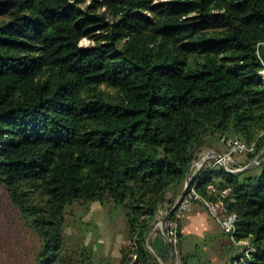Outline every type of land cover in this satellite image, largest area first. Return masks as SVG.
Instances as JSON below:
<instances>
[{"label":"trees","instance_id":"1","mask_svg":"<svg viewBox=\"0 0 264 264\" xmlns=\"http://www.w3.org/2000/svg\"><path fill=\"white\" fill-rule=\"evenodd\" d=\"M263 66L264 0H0V188L17 219L0 264H211L157 224L195 170L186 192L235 216L225 264H264ZM230 136L254 144L232 166L249 167L193 164ZM75 201L122 208L120 262L64 234Z\"/></svg>","mask_w":264,"mask_h":264},{"label":"rangeland","instance_id":"2","mask_svg":"<svg viewBox=\"0 0 264 264\" xmlns=\"http://www.w3.org/2000/svg\"><path fill=\"white\" fill-rule=\"evenodd\" d=\"M88 42L89 41L86 38H82L80 41L82 45H85ZM216 143L217 142L215 141L214 145L211 147L219 151L224 150V143H221L220 141L219 143ZM247 158L248 156L246 154L239 155L236 160L237 163H243ZM213 167L215 169L221 168L219 164H214ZM182 189L183 186L179 190L169 192L167 198L176 200ZM10 213L11 209L8 199L0 188V227L7 228L6 225L9 224V222L15 223L17 221L15 215L13 217ZM64 216L66 222L64 234H66L72 242L85 244L92 249L94 254L107 258L113 263L120 262V249L129 244L128 229L123 210L120 206L108 203L101 205L97 201L88 203L75 201L72 205L66 208ZM29 237L30 236L24 235V250H27L29 247L31 248V238ZM226 238L227 236L221 237L218 235V242L215 246H213L214 244L212 245V241H208L206 245L202 243L196 248H194L193 242L187 239L183 250L185 252H195L194 257H197L199 254L204 261H206L204 252L207 253L210 250L211 264H225L227 256L232 252L231 243L230 241H227ZM235 244L239 243L237 242ZM208 247H211V249ZM215 248H218L219 250H217V256L215 255ZM194 257L192 261L195 260ZM123 264L127 263L125 262Z\"/></svg>","mask_w":264,"mask_h":264},{"label":"built area","instance_id":"3","mask_svg":"<svg viewBox=\"0 0 264 264\" xmlns=\"http://www.w3.org/2000/svg\"><path fill=\"white\" fill-rule=\"evenodd\" d=\"M261 73L264 77V66L261 69ZM253 149H254L253 143L247 144L242 140H240L238 137L230 136L225 140L224 150H222L221 152L204 151L200 154L199 158L193 162V164L195 166L198 164L201 165L203 162L207 160H212L213 163L212 165L214 164H219L220 166L225 165L229 169H235L238 167H232V166L236 162L237 156L244 155L252 151ZM221 194L227 196L230 200L234 199V197L230 194L229 188H223L221 190ZM194 200L204 204L208 213L212 216V218L218 224L221 230L232 236L235 230V224H234L235 216L233 214H223L218 212V203L203 198L200 194L196 192L194 186H192L190 187L189 191L185 193V195L182 197V199L177 204V206L174 208L172 212L171 220L170 221L167 220L166 222L165 225L166 235L164 236L169 245L172 244L174 247L176 246L178 239V232L180 230L179 224L184 218L188 206ZM157 224L161 228V220H159ZM247 252L248 249L245 250L246 254ZM130 256H131V261H134L137 258L136 253H131ZM238 259L244 262L241 256ZM235 262H237V260H235ZM140 264H142V262H140ZM173 264H179L177 258L173 261Z\"/></svg>","mask_w":264,"mask_h":264},{"label":"crops","instance_id":"4","mask_svg":"<svg viewBox=\"0 0 264 264\" xmlns=\"http://www.w3.org/2000/svg\"><path fill=\"white\" fill-rule=\"evenodd\" d=\"M194 172H196V170L193 171V173ZM221 231V228L208 213L204 204L194 200L188 206L186 214L181 221V248L183 249L187 239L193 242L194 248L202 243L206 245L208 241H212V245L214 244L213 246H215L218 242L217 237ZM208 248L211 249V247ZM217 250L218 248H215L216 256L218 255L217 252L219 251ZM210 253V250L207 253L204 252L205 257L210 258Z\"/></svg>","mask_w":264,"mask_h":264},{"label":"water","instance_id":"5","mask_svg":"<svg viewBox=\"0 0 264 264\" xmlns=\"http://www.w3.org/2000/svg\"><path fill=\"white\" fill-rule=\"evenodd\" d=\"M260 161H262V160H260ZM252 163H253V161H251L250 163H248L244 166H241V167H238L235 169H229L225 165H221V167L225 168V170L228 172H238V171H241V170L249 167ZM196 174H197V172H194L190 175L189 171L187 172L186 182H185V185H184L182 191L180 192V194L177 197V199L175 200V202L170 206V208L165 212L164 216L162 217V219H161V231L164 235H166V226L165 225H166V222H167L169 216L171 215V213L173 212V210L177 206V204L180 202L182 197L185 195L187 186L190 184V181L193 179V177ZM173 261H174L173 255L171 254L169 264H173Z\"/></svg>","mask_w":264,"mask_h":264}]
</instances>
